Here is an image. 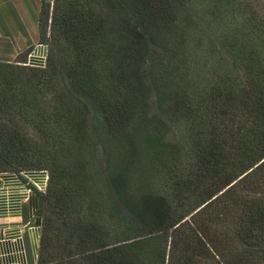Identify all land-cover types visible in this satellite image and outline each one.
Returning a JSON list of instances; mask_svg holds the SVG:
<instances>
[{
  "label": "trees",
  "instance_id": "obj_1",
  "mask_svg": "<svg viewBox=\"0 0 264 264\" xmlns=\"http://www.w3.org/2000/svg\"><path fill=\"white\" fill-rule=\"evenodd\" d=\"M254 2L41 0L44 68L0 62V173L48 175L37 264H264Z\"/></svg>",
  "mask_w": 264,
  "mask_h": 264
},
{
  "label": "crops",
  "instance_id": "obj_2",
  "mask_svg": "<svg viewBox=\"0 0 264 264\" xmlns=\"http://www.w3.org/2000/svg\"><path fill=\"white\" fill-rule=\"evenodd\" d=\"M40 2L0 0V62L20 57L22 65L44 66L47 45L39 42L37 30ZM44 188L42 171L0 173V264H37L41 236L37 193Z\"/></svg>",
  "mask_w": 264,
  "mask_h": 264
},
{
  "label": "rangeland",
  "instance_id": "obj_3",
  "mask_svg": "<svg viewBox=\"0 0 264 264\" xmlns=\"http://www.w3.org/2000/svg\"><path fill=\"white\" fill-rule=\"evenodd\" d=\"M52 1H53V0H52ZM51 3H52V2H51ZM254 4L257 5V6H261V7L264 6V2H259V3H258V2H254ZM254 4H253V5H254ZM14 20H15V22L18 24L19 20H18L17 18H14ZM29 172H39V171H28V172H27V171H23V172H19V173H29ZM15 173H18V172H15ZM262 190H263V192H264V187L262 188Z\"/></svg>",
  "mask_w": 264,
  "mask_h": 264
},
{
  "label": "built area",
  "instance_id": "obj_4",
  "mask_svg": "<svg viewBox=\"0 0 264 264\" xmlns=\"http://www.w3.org/2000/svg\"><path fill=\"white\" fill-rule=\"evenodd\" d=\"M44 62H45V60H44ZM44 66H45V63H44ZM44 66L42 67V68H44ZM42 172H44V174H45V186H46V182H47V178H48V175H47V173L45 172V171H42ZM34 187L37 189V190H41V188L38 186V185H35L34 184ZM44 190H45V188H44Z\"/></svg>",
  "mask_w": 264,
  "mask_h": 264
}]
</instances>
